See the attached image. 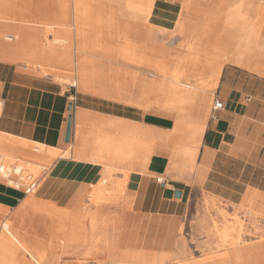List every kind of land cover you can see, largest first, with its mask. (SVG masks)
<instances>
[{
	"label": "crops",
	"instance_id": "1",
	"mask_svg": "<svg viewBox=\"0 0 264 264\" xmlns=\"http://www.w3.org/2000/svg\"><path fill=\"white\" fill-rule=\"evenodd\" d=\"M90 1L77 18L74 1L69 9L61 4H47L52 10V21L49 22L58 24L52 28V35L63 36L71 32L73 38L68 44L73 48L52 42L49 50L41 52L43 43L35 46L33 40L36 36L37 39L44 38L43 29L19 22L14 26L7 25V50L0 51V97L5 99L0 132L31 144L37 143L38 158L53 160L52 153L70 150V155L59 156L54 161L39 189L41 198L57 202V206H75L85 194L89 196V188L102 178H125L123 173L110 174V171L136 170L127 177V190L135 195L134 209L139 225L147 226L150 232L146 237L149 236L147 240L151 244L155 242L156 229L160 230L166 217L183 215L197 193L208 192L233 203H240L252 194L264 197V74L250 70L243 63L244 58H240L243 66L224 61L215 85H218L216 100L222 101L223 106L212 109L206 127L209 96L206 91L184 83H170L152 75L137 80L130 76V80L125 78L126 88L123 89L127 98L120 99L115 94L111 74L95 67L94 62L107 66L123 64L122 61H111L119 59L126 50L127 37L119 39V32L126 30L129 37L134 36L140 44L141 33L154 36L157 26L171 30L185 0H154V7L147 14L130 12L125 5L127 0ZM98 2L104 3V7ZM108 3L113 6L110 14L114 16L116 28L97 30L96 33L90 26H101L98 18L109 14ZM25 8L31 9L30 6ZM50 17L45 16V19ZM17 33L22 36L18 37ZM15 38L17 42L12 43ZM49 39L53 41L54 37ZM23 44L28 48H21ZM58 44L64 52L71 49L66 54L71 53L77 67L73 84H64L54 78L69 81L65 75L62 78L52 72L46 75L28 72V63L18 61L27 58L42 69L57 71L63 65L54 52ZM70 102H73L71 140L66 142ZM154 106L171 114L141 112L139 109ZM186 116L199 120L204 127L197 147L175 143L166 137L177 119ZM156 141L165 142V145L169 141L179 147L183 168L186 157L196 153V170L186 175V179L175 178L172 172L165 171L163 181L138 172L145 168L151 171L165 168L168 156L154 151ZM11 145L16 144L0 143V147L9 151H24L20 146ZM141 146L149 147L146 154ZM177 191L181 196H176ZM26 197L22 190L0 182V219L18 206L11 224L13 236L42 264H53L49 256L50 245H42L36 240L52 219L38 209L25 206L23 199ZM79 208L84 213L92 209L83 205ZM35 211L38 214L33 216ZM102 224L90 216L87 219L82 241L91 245L89 253L106 252L111 262L129 257L131 253H124L119 248L118 238L113 240L112 247H106L108 229L106 223ZM114 227L115 230L120 228L117 222ZM29 231L32 233L28 234ZM48 231L55 236L52 230ZM162 256L167 257L166 253ZM67 264H73V261L69 260Z\"/></svg>",
	"mask_w": 264,
	"mask_h": 264
},
{
	"label": "rangeland",
	"instance_id": "2",
	"mask_svg": "<svg viewBox=\"0 0 264 264\" xmlns=\"http://www.w3.org/2000/svg\"><path fill=\"white\" fill-rule=\"evenodd\" d=\"M148 1L150 0L133 2L147 3ZM241 1L243 2L240 10L241 17L239 18L255 21V24H257L255 26L258 28L260 26L259 33L264 35V0H185L182 12L173 29L169 30L157 26L154 36L150 33L151 38L147 34L141 33L140 44L148 45L151 43V46L149 45L151 47V54H148V56L150 55L153 59L163 62L171 72L190 74L193 84H199L205 80L211 83L208 77L212 65L215 63L222 64L224 61L226 63L234 62L242 65L240 58H243L244 55H241V51L245 50L248 52L252 49L242 39L235 40L233 43H230L228 40V31L230 30L228 15L230 9ZM66 2L70 3V5L72 4V0H61L60 2L58 0H54V2L52 0H0V12L7 18V25L14 26L17 25L16 23L21 22L24 24L26 22L28 25H37L42 28L44 36L42 40H47L42 45L43 52L50 49L48 46L52 42L64 43L65 45L62 44V46L73 48V45L69 46L68 44L70 40L56 33L52 35V28L58 24L57 22H49L52 10L49 9L47 4L64 5ZM97 4L103 5L102 8L104 7V3L98 2ZM110 5L112 4L108 3L107 6L109 14L98 18V24H101V26H90L91 30L97 33V30H106L110 27L116 28L114 16L110 14L113 11V6ZM25 6H30L31 9L26 10ZM45 16L50 18L45 19ZM36 17L38 18L37 20L35 19ZM5 22V20L0 18V33L7 29L4 24ZM180 22L184 23V28H182ZM119 33L121 34L119 39L122 36L127 37L125 51L136 52V55L145 53V50L140 48V44L136 42L134 36L130 38L126 30ZM53 37L54 40L51 41L49 38ZM202 37L203 39H201ZM4 40L7 41V36ZM11 42L16 43L17 39L15 38ZM197 42L203 46H210L212 53L206 54L199 51ZM135 43L137 45L134 46ZM59 44L56 46L55 53L62 56L71 55V53L66 54L68 53L67 51L71 52L70 48V50L68 49L64 52L59 48L61 47ZM21 48L25 50L28 48V45L23 44ZM3 49L7 50V46ZM256 59L254 60L255 62L258 61V58ZM18 61L27 62V71L31 73L46 75L52 72L60 77L61 75H59L60 72L58 70H61L63 71V75L69 78V81H62L53 76L55 80L64 84H73L74 79L77 77L75 66L71 68L59 66L57 71H52L45 68L42 69L38 64L33 63V60L27 58H21ZM111 61L123 62L120 66L128 71L127 74H124L127 80H130V76H133L137 80L138 77H146L151 74L147 70H138L136 66L127 64L122 58L112 59ZM260 61L264 63V58L260 59ZM43 67L51 68L46 65H43ZM250 70L264 74L259 70ZM135 71H137V75ZM180 83L187 85L186 81H181ZM217 86L210 87L206 91L209 101L207 102L208 110L204 121L205 127L216 101ZM139 109L141 112L169 113L156 106L150 108L139 107ZM145 117L148 118L147 116ZM19 144L11 146H20L24 151H9L7 149V151H0V154H5L6 158L21 157L27 160L30 162V167L36 175L42 173L41 165L46 166L48 170L43 176L40 186L34 193L30 194L33 195L32 197L38 198L37 200L47 201L41 198L39 189L50 173V168L54 161L59 156L70 155V150L68 149L65 152L61 150L56 151L51 154V157L55 159L47 160L37 157V143H30V146L28 144ZM148 148V146H141V149H145V154ZM150 150H153V148H150ZM154 151L168 156L164 162L166 164L165 168L152 171L147 168L138 170L141 174H150L156 178H164V172L167 171L172 172L175 178L186 179L185 176L192 174L197 168L196 153L193 156L188 155L185 160L186 167H181L179 147L171 144L169 141L166 145L165 142L156 141ZM133 171L136 170L114 169L109 173H123L125 178L118 180L109 176L107 182L103 183L102 178L99 182L95 183L94 187L91 186L89 190L96 188L98 191H101V195L105 198V200L103 198L102 202L98 204L93 201L90 194L89 196L85 194L75 206L58 205L62 208L61 215H59L58 209L51 211L41 205L42 208H39V210L52 214L50 217L53 221L50 220L52 223L36 236V240L42 245H50L49 256L53 259V264H67L69 260H72L73 264H92L94 261L97 264H264V197L252 194L240 203H233L208 192L197 193L191 198L188 208L183 215L166 217V221L164 220L165 224L163 223L164 225L161 226L160 230L157 231L156 229L154 233L156 234V237L153 238L155 242L149 244L147 240L149 236H146L150 231L148 232L146 225H139L138 213L134 209L135 195L128 192L127 182H125L129 173ZM30 194L27 196L31 197ZM82 205L92 208L87 210L90 217L98 222H103V224L106 223L108 229L106 232L109 235L106 247H112L113 240L118 238L119 248L124 253H131L129 257L118 262H111L106 252L89 253L91 245L88 242L82 241L85 238L86 223L89 216L81 217L83 214L82 209L79 207ZM17 207L7 211L4 218L0 219V227L2 222L9 220ZM34 208L37 209V207ZM65 208L69 209L67 213L64 210ZM70 213H74L75 215H70ZM37 214L38 212L35 211L33 216ZM73 220L76 222L73 224L76 228L73 227L72 230L71 225L74 223ZM80 220L82 221L80 222ZM116 222L120 227L118 230L114 229ZM126 224L130 225V231H125V228H127ZM48 230H52L55 236L53 237ZM30 233L32 232L29 231L28 234ZM226 236L228 242L224 238ZM233 242L236 243L232 244ZM164 253H166L167 257L162 256ZM0 264H7V257L5 255L0 256Z\"/></svg>",
	"mask_w": 264,
	"mask_h": 264
},
{
	"label": "bare ground",
	"instance_id": "3",
	"mask_svg": "<svg viewBox=\"0 0 264 264\" xmlns=\"http://www.w3.org/2000/svg\"><path fill=\"white\" fill-rule=\"evenodd\" d=\"M72 1H74V10L76 12V18L79 15L83 14L85 7H87V5H89L91 3L90 0H72ZM242 2L243 1H241L239 4H237L236 6H234L233 8L230 9V12L228 15V23L230 26V30L228 31L229 32L228 33V40L230 43H233L235 40H241L242 39L248 44V46H251L252 49L249 50L248 52L245 50L241 51V55H244L243 63L251 69L259 70V71L264 73V63H262L260 61V59L264 58V35H262V33H259L260 26H259V28L256 27L255 25H257V24H255L256 23L255 21H253L252 19L239 18V17H241L240 10L242 7ZM152 4H153L152 0L148 1L147 3H141V2L135 3V2H133V0H127L125 2V5L127 6V9L130 12H140L141 14H147L151 10V8L154 7V6H152ZM64 8L69 9L70 3L66 2L64 4ZM1 13L2 12H0V18L6 21L4 24L7 27V18H5ZM180 24H181L182 28H184V23L182 24V22H180ZM17 34H18V37L22 36V35H20V33H17ZM147 35L149 36V38H151L149 33ZM6 36H7V29L4 30L2 33H0V51H2V49L7 46V41L4 40L6 38ZM63 37H65L67 40H72L73 35L71 32H68V34L63 35ZM201 39H203V37ZM199 40H200V38H199ZM44 42H47V40L44 41V40H42V38L37 39V36L34 37L33 43H35L34 44L35 46L39 45L41 43H44ZM198 43L199 42H197V46H198L197 48L199 51L205 52L206 54L212 53L210 50V46L209 47L203 46V45H200ZM135 45H137V44L135 43L134 46ZM149 45L151 46V43L148 45H141L140 44V48L145 50V53L136 55V52L125 51L124 53H121L120 58H122L127 64H129L131 66H136L138 68V70H140V69L141 70H147L151 74H153L155 77H159V78H161L167 82H170V83H176L177 84V83H180L181 81H183V82L186 81L188 86L193 87V88H198V89H201L204 91H207L210 87H214L216 85V82H217V79L221 73L223 64L215 63L214 65H212L210 67V72H209L208 78H209L211 83H208L207 80H205L202 83L193 84V80H192L190 74L171 72L168 69L167 65H164L163 62H159V61L153 59L150 55L148 56V54H151L150 53L151 47ZM41 52H43V50H41ZM57 55L59 56V58L63 62V65H61V66H63V67L67 66V68L74 67L75 61L73 60L71 55H67V56H62L60 54H57ZM246 57H247V59H246ZM256 58H258L257 62L254 61V60H257ZM94 64H95V67H97L98 69L108 71L111 74V77H112L113 81L115 82V88H114L115 94H117L118 98L126 100L127 95L125 94V92L123 90L125 87V76H124V74H127L128 71L125 70L124 68H122L120 65L112 64L110 66L109 65L107 66V65L100 64L98 61L94 62ZM58 72H60L59 75H61L62 77L64 76L62 73L63 71L58 70ZM135 73L137 75V71H135ZM65 77H66V79H69L67 76H65ZM71 80H73V79H71ZM130 102H131V100H130ZM174 126L175 127L169 133L166 134V137H169L175 143L197 147L198 142H199V138H200V136L204 130V127L201 125L199 120L193 119L190 117L187 118V116L186 117H179L176 121V124H174ZM1 142L5 145H7V143L16 144V145H18L19 143L20 144L22 143V145L23 144H28V145L30 144L29 142H27L25 140L17 139L13 136H10V135H7L5 133L0 132V143ZM0 151H7V149L0 147ZM3 155H5V154H3ZM105 182H107V180L105 178H103V183H105ZM125 182H127V181H125ZM94 186H95V184L92 185V187H94ZM100 192L101 191H98L96 188L89 190L90 196H92L93 201L97 204L102 202L101 200L104 198V196L101 195ZM30 195H31V197L27 196L23 200V204L25 206H27L31 209H35L34 207H37V209L39 210V208H42L41 207V205H42L43 207H46L47 209H50L51 211L58 209L59 215H61V213H62L61 209L62 208H60L59 206L56 205L57 202L54 203V201L52 202V201L37 200L38 198L36 199V198L32 197L33 196L32 194H30ZM104 200H105V198H104ZM113 201H114V199H113ZM107 203H109V202L107 201ZM71 209L73 210V208H71ZM64 210H66L65 212L67 213V211L69 209L67 210L65 208ZM14 212L11 214V217L9 218V220H5L4 222L1 223V227H0V256L5 255L7 257V264H42L40 262V260L38 259V257L34 253L25 249L22 246V244L13 236V234L11 232V224L13 222ZM40 212H42V211H40ZM42 213H45V212H42ZM46 214L52 215L50 213H46ZM63 214H64V212H63ZM73 214L70 213V215H73ZM82 214L83 215H81V217L86 216V215L88 216V212H85V213L82 212ZM67 218H69V217H67ZM81 221L82 220H80V222ZM75 223L76 222L74 221V223H72V225L70 224L72 226V230H73V227H75L73 225ZM126 226H127V228H125V231L126 232L130 231L131 230L129 227L130 225H126ZM224 238L227 241V236ZM106 243L107 242L105 241V245H106ZM235 243L236 242H233L232 244H235ZM27 257H30V258H27ZM178 264H181V263H178Z\"/></svg>",
	"mask_w": 264,
	"mask_h": 264
},
{
	"label": "built area",
	"instance_id": "4",
	"mask_svg": "<svg viewBox=\"0 0 264 264\" xmlns=\"http://www.w3.org/2000/svg\"><path fill=\"white\" fill-rule=\"evenodd\" d=\"M4 106L5 99L0 97V117L3 113ZM222 106L223 102L216 100L213 110H217ZM47 170L46 166L41 165L42 173L36 175L30 167V162L27 160L21 157L6 158L0 154V182L20 189L27 195L34 193L38 189ZM158 180L163 181V178L159 177Z\"/></svg>",
	"mask_w": 264,
	"mask_h": 264
},
{
	"label": "water",
	"instance_id": "5",
	"mask_svg": "<svg viewBox=\"0 0 264 264\" xmlns=\"http://www.w3.org/2000/svg\"><path fill=\"white\" fill-rule=\"evenodd\" d=\"M68 111H69V116H68V122H67V129H66V136H65V141L70 142L71 140V129H72V111H73V102H70L68 105ZM176 196L179 197L181 196V192L177 191Z\"/></svg>",
	"mask_w": 264,
	"mask_h": 264
}]
</instances>
